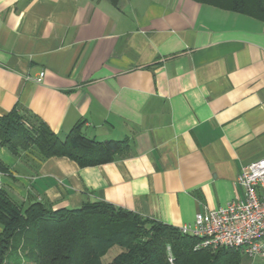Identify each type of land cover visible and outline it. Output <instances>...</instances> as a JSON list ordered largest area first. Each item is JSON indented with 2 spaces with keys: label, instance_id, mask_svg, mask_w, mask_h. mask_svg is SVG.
<instances>
[{
  "label": "crops",
  "instance_id": "crops-1",
  "mask_svg": "<svg viewBox=\"0 0 264 264\" xmlns=\"http://www.w3.org/2000/svg\"><path fill=\"white\" fill-rule=\"evenodd\" d=\"M13 110L127 144L85 168L0 148L20 203L192 225L244 200L238 177L264 158V24L195 0H0V117Z\"/></svg>",
  "mask_w": 264,
  "mask_h": 264
},
{
  "label": "trees",
  "instance_id": "trees-1",
  "mask_svg": "<svg viewBox=\"0 0 264 264\" xmlns=\"http://www.w3.org/2000/svg\"><path fill=\"white\" fill-rule=\"evenodd\" d=\"M195 1L264 24V0ZM0 148L16 158L25 153L40 160L65 157L85 168L114 161L127 144L88 139L80 124L62 138L36 116L13 110L0 117ZM0 174L12 178L1 160ZM0 227V264H102L115 246L122 251L110 264H244L239 251H195L196 238L179 228L110 203L88 202L78 209L55 211L42 200L20 203L1 182Z\"/></svg>",
  "mask_w": 264,
  "mask_h": 264
},
{
  "label": "built area",
  "instance_id": "built-area-1",
  "mask_svg": "<svg viewBox=\"0 0 264 264\" xmlns=\"http://www.w3.org/2000/svg\"><path fill=\"white\" fill-rule=\"evenodd\" d=\"M43 77L40 74L36 82ZM237 182L244 200L236 198L224 207L197 213L192 225L179 228L196 238L195 251L230 249L250 259L264 257V158L243 168ZM169 261H174L171 253Z\"/></svg>",
  "mask_w": 264,
  "mask_h": 264
},
{
  "label": "rangeland",
  "instance_id": "rangeland-1",
  "mask_svg": "<svg viewBox=\"0 0 264 264\" xmlns=\"http://www.w3.org/2000/svg\"><path fill=\"white\" fill-rule=\"evenodd\" d=\"M121 251H122V250H121V248H120L119 246H115V247H113V248L109 251V253H108L107 255H105V256L101 259V263H102V264H110V263L113 261L114 257H115L119 252H121ZM243 259H244V261H245L246 263H250V262H252V261H251L252 259L248 260V259H245L244 257H243ZM253 261H258V262L263 261V262H264V259H253ZM245 262H244V263H245Z\"/></svg>",
  "mask_w": 264,
  "mask_h": 264
},
{
  "label": "water",
  "instance_id": "water-1",
  "mask_svg": "<svg viewBox=\"0 0 264 264\" xmlns=\"http://www.w3.org/2000/svg\"><path fill=\"white\" fill-rule=\"evenodd\" d=\"M113 6H118L120 0H108Z\"/></svg>",
  "mask_w": 264,
  "mask_h": 264
}]
</instances>
